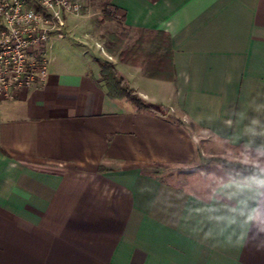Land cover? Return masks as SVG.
<instances>
[{
  "label": "crops",
  "instance_id": "obj_1",
  "mask_svg": "<svg viewBox=\"0 0 264 264\" xmlns=\"http://www.w3.org/2000/svg\"><path fill=\"white\" fill-rule=\"evenodd\" d=\"M109 3L135 33L122 57L99 50L96 19L71 17L44 86L0 103V264H264L248 180L149 171L193 165L194 131L264 155V0ZM142 36L167 41L173 70L138 62ZM105 62L166 116L112 98Z\"/></svg>",
  "mask_w": 264,
  "mask_h": 264
},
{
  "label": "built area",
  "instance_id": "obj_2",
  "mask_svg": "<svg viewBox=\"0 0 264 264\" xmlns=\"http://www.w3.org/2000/svg\"><path fill=\"white\" fill-rule=\"evenodd\" d=\"M81 10L82 0H0V103L44 86L52 43Z\"/></svg>",
  "mask_w": 264,
  "mask_h": 264
},
{
  "label": "rangeland",
  "instance_id": "obj_3",
  "mask_svg": "<svg viewBox=\"0 0 264 264\" xmlns=\"http://www.w3.org/2000/svg\"><path fill=\"white\" fill-rule=\"evenodd\" d=\"M110 13L109 18L101 23L103 9ZM81 14L90 15L96 19L103 29L98 32L97 40H100L99 50L108 52L107 43L103 39L111 40L114 35L120 36L124 44L135 37V33H130L124 29L121 19L117 17L114 9L109 5V0H82ZM82 25V24H81ZM80 25V26H81ZM88 25V24H87ZM91 25V24H90ZM88 31V26L83 29ZM103 34V35H101ZM144 45L136 51L138 62L146 63L153 68H160L161 71L168 70L169 50L165 39H160L153 44L148 36H142ZM104 48V50H103ZM56 55L57 52H55ZM108 54V53H107ZM91 57V56H90ZM169 72V70H168ZM196 140V160L193 165L186 168L176 167H154L149 169L152 174L159 176L162 180L172 182L184 187L199 184L202 188H212L229 180H249L250 177L258 173L241 169L242 166L256 167L257 163L264 167V155L251 152L245 149L230 147L213 140L205 132L194 131Z\"/></svg>",
  "mask_w": 264,
  "mask_h": 264
},
{
  "label": "trees",
  "instance_id": "obj_4",
  "mask_svg": "<svg viewBox=\"0 0 264 264\" xmlns=\"http://www.w3.org/2000/svg\"><path fill=\"white\" fill-rule=\"evenodd\" d=\"M110 5V3H109ZM111 6V5H110ZM109 12L106 10V8L103 9V19L101 23H104L109 18ZM109 48L108 52L111 54L119 53L120 57L124 55L125 52L122 53L124 48V42L121 40L120 36L114 35L111 40L108 41ZM144 68L148 70V74L152 76H162L160 73L157 74H151L149 72L148 65H143ZM170 69H172V65L170 66ZM160 70V68H158ZM172 72V71H171ZM101 73L102 77L104 78L106 85L109 89V95L112 98H123L128 100L130 103H132L134 106H136L139 110L143 111H149L153 112L162 116H166L165 109L162 107L154 106L151 104L146 103L136 91L132 90L125 82V80L122 78V76L118 73L115 66L112 63L105 62L101 64ZM241 169L246 170L247 172L252 171L255 173H258L259 170L254 167L249 166H242ZM251 173V172H249Z\"/></svg>",
  "mask_w": 264,
  "mask_h": 264
},
{
  "label": "clouds",
  "instance_id": "obj_5",
  "mask_svg": "<svg viewBox=\"0 0 264 264\" xmlns=\"http://www.w3.org/2000/svg\"><path fill=\"white\" fill-rule=\"evenodd\" d=\"M256 167L259 168V173L249 178L248 186L254 188L257 196L264 197V167H261L259 163ZM247 219L248 221H256L258 224H264V210L249 214ZM261 230L264 231V228Z\"/></svg>",
  "mask_w": 264,
  "mask_h": 264
}]
</instances>
